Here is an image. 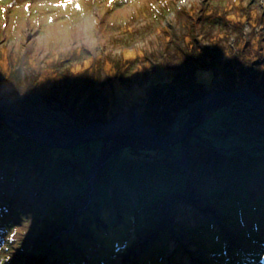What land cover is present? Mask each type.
<instances>
[{
  "label": "rangeland",
  "instance_id": "374dc122",
  "mask_svg": "<svg viewBox=\"0 0 264 264\" xmlns=\"http://www.w3.org/2000/svg\"><path fill=\"white\" fill-rule=\"evenodd\" d=\"M182 9L192 10L190 14L184 15L189 19V31L183 30V22L180 25L179 15H176ZM209 13H214L215 17L221 15L222 18H214L213 24V19L209 20L205 17ZM167 33L172 35V42L165 39ZM183 37L186 39L185 44H183ZM174 40L187 53L201 51L204 55L216 60L218 65L228 62L226 57L229 54L235 57L229 48L233 47L235 41L239 42V44L236 43L239 45L237 48L243 50L245 40L247 43L246 49L244 48L245 53L242 54L240 50L239 58L242 60L243 56L242 63L245 66L242 69L246 70L248 65L245 62L246 57L250 62L257 60L261 63L264 60V0H0V95L2 97L11 93L31 95L34 86L39 85L36 82L40 78V72L48 70L47 72L52 73L51 76L60 78L61 72L71 71L77 65L88 66L90 69L88 79L93 75L103 80L106 77L103 61L98 72L93 67L96 62L94 58L103 60L107 56L116 59L124 50L130 53L140 49L144 55H154L158 63L166 59L168 51L166 45H169L170 51L174 49L171 44ZM212 45H217L220 49L217 50ZM200 47L203 49L200 50ZM209 58L203 57L202 60L193 56L190 59L192 65L196 67L192 70V76L202 87V90L197 88L195 93L209 90L210 93L233 91L234 89L230 86L235 87L240 81L238 74H233L231 70L221 71L218 65H213V61L208 62ZM177 60L178 58L171 51L170 65H176ZM212 65L216 70L215 75ZM248 74L250 75L248 82H250L258 73L255 67H252ZM199 79L203 81L199 82ZM214 80L221 87L216 84L215 88L212 87ZM34 94L44 96L40 91ZM169 95L170 92L166 89L163 92L156 90L144 99L135 97V101L140 103L141 110L139 109L138 113L143 123L154 129L153 123H156L161 137L181 132L189 119L188 111L191 110V104L196 102L169 103L167 101ZM257 95L264 97L263 88L257 92ZM14 99L16 100L14 106L18 107L14 111L15 114L27 115L25 113L29 111L25 110L27 107L37 110L35 114L49 112V117L39 116V118L55 127L66 124L76 131L101 122L98 118H90L89 125H86L84 119L79 120L74 114L70 117L71 121H67L61 115L64 109L54 104L55 102L58 104L57 100L44 101L35 99L34 96L28 99L23 97ZM142 105L147 107L143 108ZM173 108L177 110V117L175 116L174 121H168ZM29 109L31 111V108ZM205 115L206 117L193 131L188 141V148L181 144L162 152L174 166L186 173L184 185L189 178L188 174L195 177L199 190L197 196L194 201L189 199L187 207L181 206L184 210H180V216L177 210L170 211L171 220L166 225L169 227L164 230L161 227L157 228L152 235L138 238L136 245L139 248L142 246V254L136 257L137 260L131 256L130 252L118 257L119 251L111 250L112 245L108 249V246L104 244L106 252L112 255L113 263L108 259L103 262L104 250H101L96 242L89 241L92 224L97 221V218L99 219V214L96 208L91 218L84 214L89 212L91 204H95L98 193L91 191L89 195L83 196L85 204H82L78 200L79 194H74L73 188L67 189V186L60 187L55 184L49 186V183L43 181L41 184L39 182L41 186L36 191L37 188L32 185L36 179L32 176L25 177L27 167L24 160H27V157H21L23 160L18 161L19 157L13 155V151L9 153V158L0 157V217L2 218L0 219V264H37L42 257L50 264H95V262L99 264V261H101L100 264H119L120 259L125 262L131 261V264H144L148 250L160 241L166 242L165 253L161 259L152 254L149 264H226V258L231 260L232 264H239L240 259V263L242 260L245 261L244 264H264L262 263L264 257L256 258L257 256L253 255L255 252L252 249L259 247L258 244L244 243V235L241 234L252 228L251 225L257 223V220L250 219L247 226L241 230L225 223L232 217L230 213L226 220L221 213L223 207L228 210L238 209L237 201L240 199L244 202L247 198L248 202L254 203L264 200V176L262 175L264 172V117L239 100L211 113L208 111ZM131 119L127 118V120ZM133 125H136V121L134 124H125L123 127ZM95 143L97 141L82 145L86 150L87 163L82 166V160L80 158L76 160L77 168L81 172L89 170L87 172L88 177L90 176L89 186L95 184L92 171L102 160L104 145L106 152L113 149L112 153L117 154L127 147L138 150L147 149L132 140L126 133L106 138L97 154L91 153L88 149ZM4 151L7 152L0 146V155ZM249 153L261 160L241 158L243 164H239L240 170L237 175L233 171L235 168L233 160ZM61 156L53 155L55 158ZM202 156L208 160H201ZM217 156L223 157L228 173L223 183H217L212 176H209L214 165V157ZM190 159L196 163L193 174L189 168ZM251 165L258 166L256 169L258 177L254 181L249 179V171L245 172ZM20 167L21 171H19ZM230 171L234 174L230 175ZM38 175L39 179H43L40 173ZM215 190L218 193L213 194ZM60 191H63L64 196H67V192L70 194V199L59 210L67 215V224L54 223L55 219L51 221L50 214L47 213L48 201L57 198ZM109 194L114 197L115 190H111ZM235 195L236 201L231 202V196L235 198ZM130 198L137 201L139 197L132 194ZM100 202L106 212L116 208V204L110 199L103 198ZM159 208L157 220L164 227L163 214L167 210L163 205ZM213 209L217 213L214 214ZM190 217L197 220L196 224L187 225ZM260 217L256 215V218ZM75 219H82L84 223L80 227L75 226L77 237L73 239L67 234L74 228ZM118 220H120L119 217H115V222ZM182 226L186 228H181ZM73 231L74 229L71 232ZM160 231L163 232L162 240L160 235L155 240L154 237H158ZM192 231L202 234L198 238L199 243L193 240ZM256 236L259 243L264 244L263 232L256 233ZM130 239L135 240L136 236H131ZM217 246L221 248L220 252L216 250ZM192 247L204 251L206 256L197 254ZM66 249L69 250L68 255L67 252L65 253ZM56 250L62 252L61 256H58ZM126 251L124 248L121 254ZM38 255L41 258L37 259ZM70 260L72 263L69 262Z\"/></svg>",
  "mask_w": 264,
  "mask_h": 264
},
{
  "label": "trees",
  "instance_id": "16d2710c",
  "mask_svg": "<svg viewBox=\"0 0 264 264\" xmlns=\"http://www.w3.org/2000/svg\"><path fill=\"white\" fill-rule=\"evenodd\" d=\"M191 12L192 10L190 9H182L176 14L177 16L179 15L180 25L181 22H183V30H190L189 19L185 18L184 15H188ZM205 17L209 18V20L213 19V24L215 23V19L219 17L222 18L221 15L215 17L214 13L206 14ZM165 39L172 42V35L167 33ZM182 40L183 44H185L186 39L183 37ZM236 43L235 41L233 45L234 48L229 47L235 57H231L229 54L226 57L229 61L219 65L216 64V60L214 61L213 58H209V56L204 55L201 51H195L193 54L187 53L185 49H181V46L176 40L171 43L174 46V49L171 51L174 52L175 57L179 60H177L176 65H170L169 63L171 53L170 47L168 48L169 45H166L168 50L166 59L158 63L154 55H144L140 49H135L132 52L130 51V53L124 50L121 56H118V58L116 57V59L107 56H105L103 60L94 58L96 62L93 67H95L98 72L100 71L99 66H101V62L103 61V71L106 73V77L103 80L99 76L93 77V75L88 79L87 75L90 71L88 66L77 65L76 68L71 71L61 72L60 78L51 76L52 73L47 72L48 70L40 72L39 76L41 79L39 78L36 83H39V85L41 84V86H34L31 92L34 94L40 91V93L44 95V98L53 101L57 100L58 103L66 106L77 119H84L86 125H89L90 118H98L100 121L106 123L127 109H136L139 111L140 103L135 101V97L138 96L144 99L156 90L163 92V90L167 89L170 92L167 101L174 104H188L198 101L203 96L210 93V90L208 92L201 91L195 93L197 88L198 90H202V87H200L201 85L197 83V80L192 76V70L196 68L192 65V61H190L193 56L202 60L203 57H208V62L213 61V65H218L221 71L231 70L233 74L237 73L240 81L235 87L230 86L231 89L238 90L246 87L257 93L263 88L264 91V60H262L261 63L260 61L257 62V60L255 62H250L246 57L245 62L248 65L247 69L243 70L242 67H244L245 64H243L242 61L244 59L243 56L242 60L239 58V51L241 50L243 54L247 43H245V40L243 41V50L241 48L239 50L237 48L239 45H236ZM237 44H239V42ZM212 46L216 47L217 50L220 49L217 45ZM199 49L202 50L203 48L200 47ZM162 58H164V56ZM202 60L199 61L203 62ZM248 66L251 70L252 67H255L258 73L250 82H248L250 77L248 72L251 70H248ZM52 70L55 69L52 68ZM213 71L215 75V68H213ZM202 81L203 80L199 79V82ZM215 84L219 86L218 82L214 80L212 87L215 88ZM5 95L4 97L0 95V99L11 98L19 94L11 93ZM142 106L143 108L147 107V105ZM171 112L172 115L170 113L168 121H174L177 117V110L173 108ZM153 126L158 130L156 123H153ZM0 146L7 150V152H1L0 157L4 159L6 157L9 158V153H11V151L14 152L13 155L19 157V159H17L18 161L23 160L21 157H27V160H24L27 167L25 177L32 176L33 179H36L32 182L35 188L39 189L43 181L49 183V186L50 184H55L60 187L67 186V189L73 188V193L79 194L80 197L78 200H80L82 204H85L83 196L89 195L94 188H97L96 194L98 193V196L95 201L96 206L100 205L99 207H102L100 201L103 198L112 200L116 204V208L112 211L110 210L111 212H106L102 207L99 215L100 220L105 224V228L102 223L100 228L95 226L92 232L96 235L99 243L101 241L106 244L108 249L109 246L112 245L111 250L115 249L120 253L124 248L126 250L132 248L141 236L153 234V231H155L157 225H159L157 215L159 207L164 202V198L173 191L181 189L184 186V179L186 178V173L168 161L162 152L127 148L119 155L113 156L107 162V165L97 174L95 186L92 187L91 185L89 186L90 181L87 175L89 170L87 169L86 172H81V170L77 168L78 165H76V160L78 158L82 160V165L87 163V154L83 146L66 151L50 150L11 133L1 121ZM89 148L91 149V153L97 152L98 143L91 144ZM56 154L62 156L58 158L53 157V155ZM250 154L251 153L242 155L238 157V159L233 160L235 163L233 171L237 173V175H239L238 173L240 170L239 164L243 161L241 158H254V161L261 160L259 157ZM201 160L207 161L208 158L205 159L204 156H202ZM214 160V165L212 166L213 170L209 176H212L217 183H223L226 181L224 180L226 174H228L223 157L217 156L214 157ZM195 166V161L190 159V170L194 171ZM257 167L258 166L251 165L245 170V172L249 171V179L257 178ZM19 171H21V167ZM216 171L217 175L214 176ZM234 172L230 171V175L234 174ZM38 173L43 176V179H39ZM262 175L264 176V172ZM112 187L116 188L114 197L109 194V192L113 190ZM216 193H218V191H213V194ZM132 194H136L139 197L137 201L130 198ZM69 199L70 194L68 192L67 196H64L63 191H60L57 198L53 201H48L47 213L50 214L49 217L51 221L55 219L54 223L61 224L66 222L67 216L59 210ZM236 199V195L235 198L233 196L230 198L231 202H235ZM95 204L90 207L91 212H93L92 207L94 208ZM237 206L239 208L234 210H228L223 207L221 213L225 218H229V213L232 215L230 219H227L229 221H225V223L231 224V226L242 230L247 226L250 219L253 218L257 220V223L251 225L252 228L243 231L241 234L244 235V243L250 245L254 243L258 244L257 246L259 247H253L252 249L255 252L253 255L257 256L256 258L264 257V245H260L259 239L256 236L258 232H263L264 236V200H259L254 203L248 202L247 198L244 202L240 199L237 201ZM134 209L136 212L133 213ZM114 211L116 214H113ZM93 214L94 213H91L89 215L86 213L85 216L90 217L93 216ZM256 215H260L261 217L257 219ZM115 217H119L121 222L116 221L119 224L113 226ZM106 227H110L109 231H107ZM160 235V240H162V233ZM191 235L194 237L193 240L199 243L198 238H200L202 234L192 231ZM131 236H136V239L131 240ZM73 237H77V235L74 234ZM262 239L264 241V237ZM160 243L161 246L158 243L147 252V259L144 264H149V261L152 260V254L158 256L160 259L162 258V255L165 253L166 242L160 241ZM216 250L220 252L221 248L217 246ZM66 252L68 255V250H65V253ZM56 253H58V256L62 254V252L57 250ZM104 257L111 258L112 255L110 256L107 251ZM112 260L113 259H111V261ZM69 262H71V260ZM244 262V260L241 261L242 264H244ZM263 262L262 260V263ZM95 264H97V262Z\"/></svg>",
  "mask_w": 264,
  "mask_h": 264
},
{
  "label": "water",
  "instance_id": "95a60500",
  "mask_svg": "<svg viewBox=\"0 0 264 264\" xmlns=\"http://www.w3.org/2000/svg\"><path fill=\"white\" fill-rule=\"evenodd\" d=\"M33 96L35 99L44 101L47 100L43 96L37 94L17 95V97H23L25 99L31 98ZM212 99H221V102L218 105L210 108V113L217 109L228 106L235 100H239L251 106L261 117H264V97H259L257 93L252 91L251 89L243 88L237 91H219L206 94L200 100L191 104L192 106H197L200 109L199 111H197V115L193 114L192 112L183 130L177 134H172L167 137H161L156 129L146 126L143 121H141V115L136 109H127L119 113V115L114 117L109 122H96L95 124L90 125L84 129L76 130L74 136L72 135L71 139H69L70 141L64 143L59 142V140H61L59 139L61 134L57 133L58 131H64V127L52 126L49 123H46V121L43 122V120L39 118V116L49 117V112H40L35 114L37 110L34 111L33 107H27L25 109L29 110L25 112L27 115L15 114L14 111L18 107L14 106L16 102L14 98L0 99V121L9 131L18 135L19 137L32 141L39 146L51 149H59L65 151L73 150L79 146L97 141L99 146L98 149L100 148L101 150V144L106 138L111 137L115 134L126 133L131 137L132 140L137 141L138 143L146 147L147 150L166 152L170 148L181 144L185 145V147L187 148L189 147L188 141L190 140L193 131L197 128L199 123H201L204 117H206L204 107L206 103ZM54 104L57 107H60L62 110L64 109L61 115L66 117V119L73 117V113H69L70 110L66 106L60 105L59 103L57 104L56 102ZM29 108H31V111ZM128 117L132 119L127 120ZM135 119L139 120V123L142 126L137 125V123L132 127H123V125L125 124H134L136 121ZM72 127L75 128L73 125ZM66 128L72 130L70 129L69 125ZM105 148L106 146L104 145V151L101 155L102 160L100 161V164L96 166L92 171V177H95L97 173L107 165V162L113 156L119 155L122 152L121 151L119 154L112 153L113 149L110 152H106ZM98 152L99 150L94 154H97ZM189 176L190 184L192 185L193 178L191 174H189ZM180 200H182V197L180 195H178L174 200H169L165 205V210H167L166 213L170 214V211L178 206L177 202Z\"/></svg>",
  "mask_w": 264,
  "mask_h": 264
},
{
  "label": "bare ground",
  "instance_id": "6f19581e",
  "mask_svg": "<svg viewBox=\"0 0 264 264\" xmlns=\"http://www.w3.org/2000/svg\"><path fill=\"white\" fill-rule=\"evenodd\" d=\"M12 3V2H11ZM255 31V30H254ZM17 96H13V97H11V98H16ZM221 102V99H212V100H210V101H208L207 103H206V105H205V107H204V110H205V112H208L209 111V109L210 108H212L213 106H216V105H218L219 103ZM262 104V103H261ZM200 109L197 107V106H192L191 107V110L190 111H188V114H189V116H190V114L193 112V114H195V115H197V111H199ZM65 118V120H69V121H71V119L70 118H68V119H66V117H64ZM142 121V120H141ZM72 123V122H71ZM138 123V125H140V123H139V120H137L136 119V124ZM140 126H142V125H140ZM61 127H64L63 129H64V131H58L57 133L58 134H61L60 135V138L59 139H61V140H59V142H62V143H64V142H69L70 140L69 139H71V137H72V135L74 136V133H75V131H72V130H69V129H67L66 127V124L65 125H63V126H61ZM193 180V179H192ZM188 191H189V193H188V196L189 197H193V198H196V196H197V193H198V188L194 185V180H193V182H192V185L190 184V179H189V182H188ZM92 198V197H91ZM172 198H170V200H171ZM83 201H85V200H83ZM184 205V207L186 206L187 207V204H184L183 202L182 203H180L176 208H175V210H177L178 211V216H180V214H181V212H180V210L182 209V210H184V207L182 208L181 206H183ZM187 209V208H186ZM209 210H211V209H209ZM185 211H187V210H185ZM212 211V210H211ZM215 213H217V211L214 209V214ZM164 219H165V222H162V224L163 225H165L164 227L163 226H159V228L161 227L162 228V230H164V228H167V227H169V226H166L167 225V223H168V221H170L171 220V218H169V214H167V213H164ZM189 220L190 221H188V226H190L191 224H196V222H197V220H195V219H193L192 217H190L189 218ZM181 223H183V222H181ZM181 228H186L185 226H182ZM83 230H84V228H83ZM72 231V230H71ZM71 231H69V233L67 234V235H70V234H76V232H75V229H74V231L73 232H71ZM161 232V231H160ZM72 238V237H71ZM217 243H219V242H217ZM138 245H134L132 248H130L129 250H128V252H130L131 253V256L132 257H135L134 259L135 260H137V258L136 257H139L140 256V254H142V252H141V247L142 246H140V248L138 247ZM136 248H137V250H136ZM197 248L196 247H192V250H195L196 251V253L197 254H200L201 256H203V257H205L206 256V253L204 252V251H201V250H196ZM136 250V251H135ZM134 251V252H133ZM195 251H194V253H195ZM39 252H40V250H39ZM133 252V253H132ZM49 255V254H48ZM39 258H41V256L40 255H38L37 256V259H39ZM37 264H50V262H47V261H44V258L42 257L41 259H39L38 260V263ZM119 264H131V261H127V262H125L123 259H120V263Z\"/></svg>",
  "mask_w": 264,
  "mask_h": 264
},
{
  "label": "flooded vegetation",
  "instance_id": "af4514ba",
  "mask_svg": "<svg viewBox=\"0 0 264 264\" xmlns=\"http://www.w3.org/2000/svg\"><path fill=\"white\" fill-rule=\"evenodd\" d=\"M166 159L168 160V158L166 157ZM213 170V169H212ZM194 172V171H193ZM193 172H192V174H193ZM211 173H212V171H211ZM188 176H189V174H188ZM192 176V175H191ZM258 177V176H257ZM257 179V178H256ZM256 179H251V181H254V180H256ZM154 246H152L148 251H150L152 248H153Z\"/></svg>",
  "mask_w": 264,
  "mask_h": 264
}]
</instances>
